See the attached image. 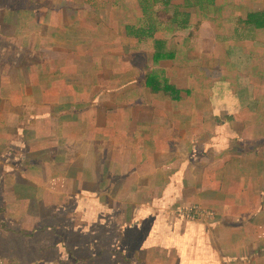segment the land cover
I'll return each mask as SVG.
<instances>
[{
	"label": "crops",
	"instance_id": "1",
	"mask_svg": "<svg viewBox=\"0 0 264 264\" xmlns=\"http://www.w3.org/2000/svg\"><path fill=\"white\" fill-rule=\"evenodd\" d=\"M101 1H78L74 6L72 0H0V264H58L56 259L39 262L44 246H56L58 238H37L36 229L10 238L8 226L23 227L35 203L51 211L65 205L66 199L71 203L82 197L96 208L98 221L112 226L102 228L103 236L94 239L93 223L87 219L88 230L72 226L61 234L75 259L70 264H264V116L246 117L248 112L264 110V104L244 103L236 120L227 115L222 136L217 134L215 118L207 129L203 113L197 119L181 117L183 108L211 112V97L198 94L194 107L156 100L143 87V65L147 63L152 73L166 72L172 84L188 92L193 68L182 67V60L169 54V42L191 37L184 33L199 27L193 23L192 10L200 8L184 10L192 13V19L187 29H181L164 18L148 20L139 0ZM230 3L224 0L220 5ZM247 3L255 2L244 0V6ZM58 7L65 8L58 11ZM246 7L264 10L261 0L255 8ZM62 11L68 14L57 22L54 16ZM97 11L109 12L110 20H98ZM169 13L173 15V10ZM122 15H135V20L128 22ZM217 15L212 9L207 21L215 30L220 29ZM220 19L223 27L234 23L244 31L232 15ZM99 25L109 31L108 37ZM131 25L157 30L139 41L127 36L125 28ZM81 28L92 34L82 35ZM168 31L173 34L166 38ZM224 40L219 37L221 44H216L217 37L208 40L212 51ZM229 43L264 58V36L258 32L253 40L239 37ZM143 45L145 49L139 50ZM85 46H92L90 51L107 46L92 55L105 52L109 61L120 46L118 57L127 53L140 56V61L130 69L122 61L124 65L108 79L104 72L110 71L90 70L94 59L84 53ZM127 47L135 51L128 52ZM244 75H250L257 89L264 83V75ZM74 76L85 86L78 87ZM74 87L93 95L80 97ZM110 87L113 92L104 103L113 110L99 112L95 109L99 102H94L98 88ZM88 99L93 101L85 104ZM53 106L65 112L50 114ZM46 110L48 114L41 117ZM44 124L50 125L52 138L41 151L37 141L45 133ZM56 125L72 126L73 131L62 134ZM142 126L146 128L136 132ZM59 138H67V146H72L64 155L57 154L62 151L55 144ZM220 159L227 163L218 166ZM191 208L212 212L214 218L185 215ZM26 240L32 241L31 247Z\"/></svg>",
	"mask_w": 264,
	"mask_h": 264
},
{
	"label": "rangeland",
	"instance_id": "2",
	"mask_svg": "<svg viewBox=\"0 0 264 264\" xmlns=\"http://www.w3.org/2000/svg\"><path fill=\"white\" fill-rule=\"evenodd\" d=\"M60 1H67V0H58V3ZM70 1V0H69ZM78 1H84V0H72L73 5L75 6L78 4ZM224 0H219V3L216 4L215 2L213 5L208 9L206 7L198 10L194 9L192 10L193 13V23L199 25V27L195 30L191 29L190 31H186L184 34L191 33V37H180L178 40H174L169 42L170 44V51L169 54L173 57H176L177 59L182 60V67H192L193 73L192 76L187 78L188 84H189V91H185L184 98L179 101L180 103L183 102L182 105H190V107H194V102L196 100H199L200 97L198 94H201L206 97H211V105L212 107L211 112L216 113V115L211 114L210 110H205L204 112L200 109L196 110H189L187 108L180 109V116L181 117H195L196 119L198 116L202 115V117H205L207 120L204 128H208V123L211 120L213 124L214 118L216 119V130H218L217 134L222 136L226 133V122L227 115H229L230 120H236L238 118L239 113L244 112V103L248 105H257L258 104H264V94H260L259 92L264 91V83H259L261 88L257 89V84L254 81H251L250 75H244V74H252L256 75L259 73L261 76L264 75V58L257 57L255 54L252 53H244V49H240L237 46H231L229 42H232L236 40L238 37L243 36L244 34H241V31L237 29V25L234 23H226L227 26L223 27L221 25V22H224L221 18L226 17V13L230 16L232 15L233 21L235 19H239L240 17L246 16L249 9H246L250 6L255 8V4H257V0H253L255 3L252 5L250 3L245 4L244 6V0H232V3L222 6L220 5ZM210 2V0H209ZM226 2V1H225ZM262 4H264V0H261ZM100 3H104V0H102ZM108 4V1L106 2ZM61 5V4H58ZM69 5L65 3V7H68ZM65 7H58V11L64 10ZM158 8L163 9L161 6H158ZM212 9H215L218 12L217 15V24L219 25L218 28L215 30L214 28L209 27V24L207 23L210 13L212 12ZM97 10V9H96ZM172 11V10H171ZM66 14L60 13L54 16V20L57 22L67 16ZM95 17L98 18V20L105 22L106 20H110L109 12L100 13L99 11L94 12ZM38 18H43L44 14L37 15ZM50 17H53L50 15ZM125 17V18H124ZM135 18V15L130 16L129 15H122V19H126V21H130V19ZM113 19V16H112ZM116 19V17H115ZM114 19V20H115ZM72 21V19H70ZM226 21V20H225ZM165 22L162 23V28L164 29ZM86 25L85 22H83V27ZM104 26L105 23L103 24ZM102 30L104 36L108 37L110 35L109 31L106 30L103 26L99 25ZM223 27V28H222ZM99 29V28H98ZM162 29V30H163ZM1 31V30H0ZM80 33L82 35H89L92 34V30H86L84 28H81ZM101 31V30H100ZM164 31V30H163ZM15 32V31H12ZM63 33H67L68 36H71L69 31L62 30ZM102 32V31H101ZM109 33V34H108ZM113 33V32H112ZM260 36H264V33L258 32ZM170 31L166 33V38L171 36ZM240 34V35H239ZM187 36V35H186ZM215 37L218 38V42L216 44H221L219 41L220 38H226L227 40L223 41V45L221 48L217 47L215 51L213 52V46L210 45L208 40L211 42H214ZM198 39L196 42L195 39ZM112 46V45H111ZM120 47V46H119ZM117 47L116 51L113 53V57L111 61L108 60L107 54L104 52V55L102 56H93V53H96L97 49H105L108 48L107 46L99 47L95 46L94 50L90 51L92 46L89 47H82V49L85 51L84 53H88L89 55L93 56V61L90 63L89 68L90 70H95L97 67H100L101 71H104L105 69L110 72H104V75H106L105 78L112 79L113 73L118 71L121 67V65L127 66L126 69H130L132 67H135L140 61V56H136L135 58L133 56H128L124 54L123 57H118L119 53L117 51L120 50V48ZM146 47V46H145ZM144 45L141 46L139 50L145 49ZM162 47V43L159 45V50ZM43 49V47H40ZM14 49V48H13ZM127 51L130 50L135 51L134 47H127ZM15 50V49H14ZM161 53H165L163 50H161ZM0 54H3V51L0 50ZM121 59V60H120ZM122 61H125L124 64H122ZM134 61V62H133ZM77 64L78 62H74ZM1 64V63H0ZM81 64V62H80ZM87 70V69H86ZM159 73L158 70H154L153 74ZM186 75L189 76V73L186 72ZM108 75V76H107ZM74 83L78 87H84L85 84L83 81L80 80V77H73ZM93 80V79H92ZM125 80H127L125 78ZM115 81H110V84H113ZM84 85V86H83ZM114 87L110 88H98L100 90V94L98 93L97 97H99L94 102H99V106L97 105L95 109L98 108L99 112H107L113 110L112 107L108 106L104 103V101L111 95L109 93L113 92ZM95 89V88H94ZM93 89V90H94ZM74 94L80 95V97H92L90 92L80 90L79 88H73ZM96 95V94H95ZM94 95V96H95ZM75 97V96H74ZM79 97V98H80ZM78 98V99H79ZM76 99V97H75ZM138 98H133V100H137ZM56 98L54 97L53 103L55 102ZM77 100V99H76ZM93 100H86L87 104L88 102H91ZM204 101V100H202ZM129 102V101H128ZM208 103L207 101H205ZM238 108H242L238 110ZM76 109V108H75ZM70 112L74 111L71 109H68ZM97 110V111H98ZM96 111V112H97ZM49 110L42 113L43 115L41 117H44L48 114ZM65 110L63 107L55 108L54 106L50 108V114L57 113H64ZM183 113V114H181ZM171 114V112H170ZM177 115V113H176ZM178 116V115H177ZM98 114H96V121L97 122ZM55 127L61 128L62 134L64 132H70L72 133L73 128L70 126L68 128L67 126H60L56 125ZM74 129H76V126H73ZM101 127V126H100ZM212 128V126H210ZM44 128V135L41 136V139H38V143L40 142L41 145V151H45V147L43 146L46 143H50L48 138H52V136H48V128H50V125H43ZM215 129V126L214 128ZM240 130L239 128H237ZM250 128H248V131ZM107 134L112 133V130L105 131ZM114 135H111V137ZM58 137H56L57 139ZM55 140V139H52ZM67 138H59L58 141H56L55 144L59 146L58 150H62L60 152H57L58 155H64L65 150L68 148H72L71 144H68ZM232 143L241 146V143L238 141H232ZM67 146V147H66ZM75 148V147H74ZM41 156H43V153H41ZM90 157V155H88ZM80 163V162H79ZM227 163L225 159H220V162L217 163L218 166H223ZM244 165V163H242ZM71 199H66V204L63 206H57L55 210H47L46 207H43L42 205L36 204L33 206L32 211L27 214L26 221L23 223V227L21 225H10L8 226V234L9 237L12 238L13 233H17V235L20 234V231L22 230H31L36 229L39 231L37 233V238L45 237H53L55 236V239L57 240L56 246H51L49 244L44 246V249L40 252V260L44 263H52L55 259L57 260L58 264H70L74 263L75 259L72 257L70 252L68 251L67 247L64 244V241L62 240L61 234H63L66 230L71 228L72 226L76 228H85L86 230L89 229V224L87 223V219H91V223H93V235L95 236L94 239L98 238V236L102 237L103 232L102 228H106L112 226V222L108 225H106L103 220L98 221V217L96 214V208L92 205L91 202H88L83 197L79 199H72L73 201L69 203ZM38 201V200H37ZM68 202V203H67ZM85 203H89L88 205H85ZM93 206V208H92ZM88 215V216H87ZM198 216L206 217L203 214H198ZM107 218V217H105ZM208 218V217H207ZM209 219V218H208ZM211 220V219H210ZM1 222V221H0ZM3 222V221H2ZM128 223V222H126ZM125 224V223H124ZM75 229V228H74ZM46 239V238H45ZM10 240V239H9ZM26 243H28V246L31 247L32 241L26 240ZM16 244L14 243L13 246ZM53 245V244H52ZM12 247V245H11ZM56 249H52V248ZM50 252H53L55 254L51 255Z\"/></svg>",
	"mask_w": 264,
	"mask_h": 264
},
{
	"label": "trees",
	"instance_id": "3",
	"mask_svg": "<svg viewBox=\"0 0 264 264\" xmlns=\"http://www.w3.org/2000/svg\"><path fill=\"white\" fill-rule=\"evenodd\" d=\"M139 1L141 3V6L144 8L143 13L148 18V20L153 21V23H155L157 21H161V19L164 18L169 20L170 23L177 25L181 29H187L192 19V13L184 12V10L194 9V8L202 9L204 7H211L213 3L216 2V0H210V2L209 0H139ZM158 6H161L163 8V11L158 12L157 10L152 9ZM170 10H173V15L169 13ZM237 22L239 25L238 27L244 29V31H241V34L244 35L240 37L244 40H253L255 39L257 32L264 33V10L256 11L249 9L245 18L240 17ZM125 30L129 38H133L135 40L137 39L140 41L143 38L147 37L149 33L152 34L156 32L157 28L155 27L137 28L136 26L131 25V26H126ZM73 64L76 66L75 63ZM73 64H71L70 67H72ZM146 64L147 63L143 65L145 80L142 84L143 87L149 91L150 95L154 99L163 102H170V103L179 102L181 98L183 99V93L186 92L179 89L176 85L172 84L166 72H159L154 75ZM72 71H75V69L72 68ZM72 79L74 80V78ZM263 116H264V110L259 111V113H257V111H252L246 114V117H250V118L263 117ZM145 128L146 127L142 126L136 132H141ZM206 212L212 213L209 211Z\"/></svg>",
	"mask_w": 264,
	"mask_h": 264
},
{
	"label": "built area",
	"instance_id": "4",
	"mask_svg": "<svg viewBox=\"0 0 264 264\" xmlns=\"http://www.w3.org/2000/svg\"><path fill=\"white\" fill-rule=\"evenodd\" d=\"M184 214L185 215H194L196 214L198 216V214H203L205 215L206 217H208L209 219H213L214 218V214L213 213H208L202 209H199V208H191V209H186L184 211Z\"/></svg>",
	"mask_w": 264,
	"mask_h": 264
}]
</instances>
